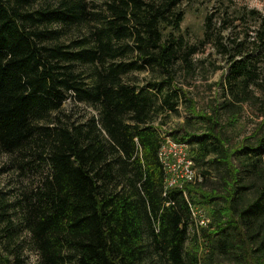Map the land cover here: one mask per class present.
<instances>
[{"label":"trees","instance_id":"obj_1","mask_svg":"<svg viewBox=\"0 0 264 264\" xmlns=\"http://www.w3.org/2000/svg\"><path fill=\"white\" fill-rule=\"evenodd\" d=\"M210 1L192 40L187 14ZM222 69L208 103L194 83ZM68 100L96 115L64 118ZM245 108L263 121L242 138ZM167 138L199 180L171 185ZM0 152L37 175L0 189V264H264V16L235 0H0Z\"/></svg>","mask_w":264,"mask_h":264},{"label":"rangeland","instance_id":"obj_2","mask_svg":"<svg viewBox=\"0 0 264 264\" xmlns=\"http://www.w3.org/2000/svg\"><path fill=\"white\" fill-rule=\"evenodd\" d=\"M235 5L237 8H246L249 10H257L264 16V0H235ZM213 7V1L204 2L197 6L194 11H189L186 17V21L183 24V29L189 35V38L192 40H196L197 36H201L202 27H203V19L206 13ZM209 52V51H208ZM222 67L223 64H221ZM225 74V69L220 70L215 75L211 77L208 82H203L200 80L195 81L194 86H196L194 92L199 95V97H204L208 103L211 99H214L216 90H209V86L214 83L221 82L223 75ZM148 74H138L135 73L131 76V79L134 80L135 83L138 84L139 87H143L146 83V79H148ZM207 103V102H206ZM63 117L70 116L72 121H82L84 117L87 115H96V112L86 107L83 104L75 103L73 100H68L63 106ZM182 116L173 117L169 122L167 127H164V131H167L170 128H174L176 124L182 123L184 120L185 112H181ZM65 118V117H64ZM263 121V119H256V115L245 108V111L242 114L241 122L245 129H242V138L252 134L258 125ZM166 134H164L165 136ZM167 136V135H166ZM165 136V137H166ZM168 140V138H167ZM170 140L167 141L166 145H169ZM169 143V144H168ZM183 154H180L182 158L172 155L170 157L174 158L175 165L172 167L174 169L173 177L176 180V183L179 180L189 181L186 176L184 177L183 168L186 166V158L184 159L185 154L188 156V150L186 147L182 148ZM166 154H169L168 150H166ZM168 161V157H164ZM23 157L21 155H5L0 152V189H3L5 192L9 193L10 196H14L19 193L20 190L24 188H30L33 186L32 184L37 183V175L36 173H32L29 170H22L20 167L23 166ZM195 173L198 172L197 170ZM199 180V175H198ZM194 181V180H193ZM192 181V182H193ZM199 217V213H204L208 218V214L204 209L200 207L195 209ZM37 258L36 255L30 254V264H36Z\"/></svg>","mask_w":264,"mask_h":264},{"label":"built area","instance_id":"obj_3","mask_svg":"<svg viewBox=\"0 0 264 264\" xmlns=\"http://www.w3.org/2000/svg\"><path fill=\"white\" fill-rule=\"evenodd\" d=\"M169 143H168L169 145H165L163 147L161 157L163 158L166 165L169 167L171 173H173L174 169L172 167L175 164H170L164 157H168V156H172V155H175V156L179 155L178 157L182 158L180 154H183L182 148L185 146L178 145V144L171 142V141ZM166 150H168L169 154H166ZM185 158H186V166H185V168H183V170H184L183 174L185 172L184 177L186 176V178H188L189 181H193V180H195V177H196L195 170L193 169V164L188 159L187 154H185L184 159ZM173 175H174V173H173ZM173 179L174 180L172 181L171 185L176 183V180L174 177H173ZM192 211H193V217L195 219L196 224L202 228H207L209 223H210V218H208L202 212L199 213V217H198L197 213L195 212V209H193Z\"/></svg>","mask_w":264,"mask_h":264}]
</instances>
